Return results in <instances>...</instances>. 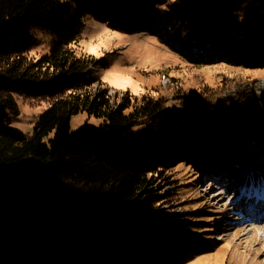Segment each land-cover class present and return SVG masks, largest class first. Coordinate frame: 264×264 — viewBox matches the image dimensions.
Returning a JSON list of instances; mask_svg holds the SVG:
<instances>
[{"label":"trees","instance_id":"trees-1","mask_svg":"<svg viewBox=\"0 0 264 264\" xmlns=\"http://www.w3.org/2000/svg\"><path fill=\"white\" fill-rule=\"evenodd\" d=\"M75 7L118 29L169 31L175 45L161 41L191 45L195 64L232 59L250 23L264 35V0H0V264H157L194 253L199 238L166 217L158 190L173 168L204 164L207 122H190L165 97L115 102L93 76L100 62L78 53ZM34 28L50 40L39 59L30 57ZM18 97L48 104L28 137L6 127L20 115ZM83 113L115 132L121 155L92 131L71 132ZM144 123L153 140L132 156L127 135Z\"/></svg>","mask_w":264,"mask_h":264},{"label":"rangeland","instance_id":"rangeland-1","mask_svg":"<svg viewBox=\"0 0 264 264\" xmlns=\"http://www.w3.org/2000/svg\"><path fill=\"white\" fill-rule=\"evenodd\" d=\"M74 17L82 23L78 53L100 62L93 76L110 89L115 102H123L128 93L135 98L165 97L167 105L189 116L190 122L198 118L207 122L210 147L204 151V164L198 169L187 165L173 168L169 182L158 190L166 201V217L184 229L186 239L200 240H196L194 253V249L191 253L182 250L179 257L157 264H264V230L259 228L264 221L257 218L255 207L247 209L249 197L239 198L240 186L231 187L228 181L237 171L260 172L264 168V53L259 48L262 42H256L264 35L250 23L245 34L248 41L237 42L230 52L232 59L195 64L191 45H177L180 50H176L165 44L176 43L169 31L165 36L150 28L124 25L118 29L109 20L83 14L78 7ZM32 37L30 57L39 59L48 53L50 40L39 28L32 30ZM17 103L20 115L10 119L6 127L28 137L48 104L22 97ZM207 103L208 117L203 112ZM240 127L247 136L239 134ZM83 130L92 131V136L121 155L115 132L105 129L103 120L86 113L75 116L71 132ZM152 140L148 123L134 128L127 135L130 154H144ZM251 204L261 207L260 202Z\"/></svg>","mask_w":264,"mask_h":264},{"label":"bare ground","instance_id":"bare-ground-1","mask_svg":"<svg viewBox=\"0 0 264 264\" xmlns=\"http://www.w3.org/2000/svg\"><path fill=\"white\" fill-rule=\"evenodd\" d=\"M221 164L224 165V162ZM217 174V173H216ZM231 187L240 186L239 188L241 193L239 198L242 200L246 197H249L250 201L247 203V209H252L255 207L259 215L257 218L264 221V168L260 172H253V170L245 172H236L234 176L231 175V178L228 179ZM247 202V201H245ZM252 203H261V207H257ZM255 210V211H256ZM249 218V217H248ZM264 230V226H260ZM264 240V234L261 237V242Z\"/></svg>","mask_w":264,"mask_h":264}]
</instances>
